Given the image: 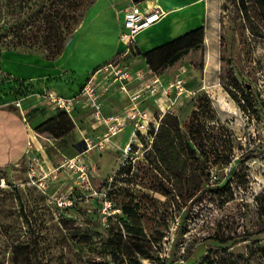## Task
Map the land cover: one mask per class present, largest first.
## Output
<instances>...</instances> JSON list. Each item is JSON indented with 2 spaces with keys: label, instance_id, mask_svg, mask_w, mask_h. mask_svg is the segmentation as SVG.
Instances as JSON below:
<instances>
[{
  "label": "rangeland",
  "instance_id": "obj_1",
  "mask_svg": "<svg viewBox=\"0 0 264 264\" xmlns=\"http://www.w3.org/2000/svg\"><path fill=\"white\" fill-rule=\"evenodd\" d=\"M94 1L0 0L3 19L13 27L0 33V108L30 123L41 117L36 112L44 106L38 101L44 89L72 97L93 81L108 88L102 101L106 115L146 111L156 133L177 117L187 160L182 164L173 152L163 165L162 155L149 148L135 164L119 169L120 151H112L116 143L105 142L104 149L98 144L106 127L89 118L103 127L100 137L89 134L90 110L61 138L34 129L25 156L0 169V264H264V234L258 233L264 226V19L259 11H252L249 23L233 0H207L194 44L168 63L145 65V57L131 48L89 77L52 74L47 60L59 55ZM138 65L152 73L118 78L119 71ZM21 100L27 101L23 115ZM51 107L49 118L60 114ZM88 149L91 189L81 187L77 195L93 189L97 194L75 208L57 210L31 184V164L38 160L50 173L48 192H64L78 174L62 165ZM162 190L188 199L177 204ZM107 203L112 208L105 209ZM134 220L144 235L126 232L125 224ZM247 230L255 233L252 239L233 246V239L227 245L213 240Z\"/></svg>",
  "mask_w": 264,
  "mask_h": 264
},
{
  "label": "crops",
  "instance_id": "obj_2",
  "mask_svg": "<svg viewBox=\"0 0 264 264\" xmlns=\"http://www.w3.org/2000/svg\"><path fill=\"white\" fill-rule=\"evenodd\" d=\"M132 2L134 1L95 0L80 27L61 53L56 58L47 60V69L52 74L63 78L89 77L123 53L127 49V46L121 40V33L125 30V9ZM138 2L144 5V9L148 5H155L165 12V16L160 21L137 36L134 50L138 52L141 58L144 57V54L155 53L160 47L175 43L182 36L200 28L207 13V0H139ZM142 63L146 65L143 58ZM139 68L144 69L140 65L133 69ZM15 74L20 79H33L31 76H23L21 73ZM47 84L50 88L53 86L52 83L48 82ZM44 91L57 92L54 88H46ZM79 92L80 90L77 93ZM57 93L68 96L60 92ZM38 101L44 105L41 110L36 112L41 117H35L30 123L26 122V117L23 118L17 112L0 108V169H6L17 164L25 156L30 146L29 143L36 138L34 129L49 118L47 115L50 114L49 107L51 106L47 104L41 95H39ZM26 102L24 100L19 102L22 115L25 114L26 107L24 104ZM51 108L56 112V109ZM88 110L83 101H79L73 114L74 121ZM89 120L87 116L86 121L89 122ZM89 127L91 130L89 134L95 137L101 136L103 127L92 123L89 124ZM128 130L129 128L120 134L119 142L114 138V143L119 146L124 145L129 140L132 132L131 129L130 135L127 137Z\"/></svg>",
  "mask_w": 264,
  "mask_h": 264
},
{
  "label": "built area",
  "instance_id": "obj_3",
  "mask_svg": "<svg viewBox=\"0 0 264 264\" xmlns=\"http://www.w3.org/2000/svg\"><path fill=\"white\" fill-rule=\"evenodd\" d=\"M164 16L165 12L155 5H148V7L144 9L141 2H132L130 6L125 9V30L121 33V40L127 46L126 51H130L131 48L135 49L137 36L142 31L160 21ZM110 63L104 66L101 70L110 66ZM119 73L120 75L118 78H120V80H128L131 76H133V74L138 78H142L145 74L152 73V70L139 68L123 72L119 71ZM118 78L116 80H118ZM107 89L108 88L105 86L99 88L96 85V82L89 81L85 84L83 90L72 97L60 95L55 91H46L42 97L47 104L52 106L54 109L63 111L71 117H73L77 102L82 100L84 106L91 111L89 118L96 119V122L104 125L107 129L106 133H104L103 141L98 143L100 144V149H104L103 145H105V142L115 145L114 138L121 131L131 128L132 132L129 140L122 146L116 144V146H113L112 149L115 153L120 151L121 163L119 169H122L127 165L130 166L133 163L135 164L137 160L144 155V152L151 147L154 141V132L152 130L153 128H150V116L146 111L141 112L140 110L132 108L133 110L131 111L125 110L120 113L108 115L104 114L102 110V101L104 92ZM121 89L123 91L126 90L125 86H122ZM138 97H140V94L136 96V98ZM17 105L20 106V103L18 102ZM31 143H29V145H31ZM144 143L147 146H145ZM109 146L110 145H106L105 147L109 148ZM88 151L89 149L84 153L77 154L73 158L67 159V161L62 165V167H67L70 171L78 174V177L74 181L73 185H71L64 192H48V177L50 173H48L46 169L41 166V163L38 160H35L34 163L31 164L29 170L31 184L41 189L48 196L49 201L55 205L57 210L61 211L75 208L78 203L88 200V195L97 194V191L93 189L92 193L88 192L89 194H85L84 192L77 195V190L81 187H86L88 190L91 189L88 174L90 173V169L92 167V161L88 160L87 156H85V153ZM110 207L112 208V206L107 203L105 209Z\"/></svg>",
  "mask_w": 264,
  "mask_h": 264
},
{
  "label": "trees",
  "instance_id": "obj_4",
  "mask_svg": "<svg viewBox=\"0 0 264 264\" xmlns=\"http://www.w3.org/2000/svg\"><path fill=\"white\" fill-rule=\"evenodd\" d=\"M13 1L15 0H8V4H11ZM21 1H25V0H21ZM233 1L237 5L239 12H241L244 17H247L248 22H249V18L252 15V11L255 10H258L259 15L264 19V0H233ZM16 16H17L16 19L20 21L21 16L19 14H17ZM11 28L13 27L9 24V22L4 21L3 12L0 9V33L8 31ZM199 30L200 28H197L187 33L186 35L182 36L181 38H179L180 39L179 41H176L175 43H169L168 45L160 47L155 53L144 54L146 63L151 67L152 65L154 66V64L156 65L157 63H161L162 65L164 63H168L171 60H173L174 56L177 57L182 53L188 51V49L194 44L195 36L199 32ZM249 30L252 32V26H249ZM185 37L187 38L185 39ZM61 51L59 52V54L61 53ZM59 113L60 114H57L56 116H53L45 120L41 124H39L35 128L36 131L40 134H49L55 138H61L63 136L70 134L75 128V122L73 117L69 116L67 113L63 111H60ZM165 117H171V114H166ZM153 132H154V141L150 149H153L155 153L159 152L162 155L160 157H163L162 158L164 163L163 165H166V163H168L167 162L168 156L173 152L175 159L181 161L182 164L186 162L187 160L186 154L188 150L184 145V138L177 117H174L173 124L163 123V126H161V128L157 133L154 130ZM177 138L179 140V143L178 145H175V139ZM179 170L182 172L184 171V168L181 167ZM128 172L130 173L131 170H128ZM161 192L163 193V195L167 197H171V199L177 204L180 202L179 201L180 198H182L183 200L188 199L187 194L177 195V194H172L171 192H168L166 190H162ZM125 209H126V213H130L129 212L130 210L128 208ZM260 218H262L264 222L263 214H261ZM137 221L139 220H134L131 223L125 224V230L128 234L135 236L137 234L144 235V231L140 226V222ZM258 233L264 234V226L262 230ZM254 234L255 233L253 231L247 230L243 234L236 236V238L221 237L220 239L219 237H214L213 240L217 241L221 245H227L233 239V242L231 243V245L233 246L238 244L239 242L251 240ZM108 241H110V239L107 240V243ZM106 249H107V245H104L103 250L107 251ZM125 249L129 252L132 250L131 247H126ZM126 255L129 254L126 253L123 254V256ZM209 258L210 256L205 257L204 262H207Z\"/></svg>",
  "mask_w": 264,
  "mask_h": 264
},
{
  "label": "water",
  "instance_id": "obj_5",
  "mask_svg": "<svg viewBox=\"0 0 264 264\" xmlns=\"http://www.w3.org/2000/svg\"><path fill=\"white\" fill-rule=\"evenodd\" d=\"M134 2H138L139 0H133Z\"/></svg>",
  "mask_w": 264,
  "mask_h": 264
}]
</instances>
